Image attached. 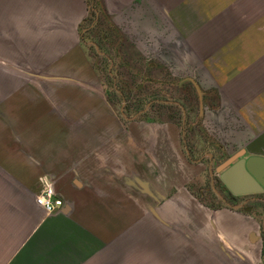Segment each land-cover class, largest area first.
I'll return each instance as SVG.
<instances>
[{
	"label": "crops",
	"instance_id": "obj_1",
	"mask_svg": "<svg viewBox=\"0 0 264 264\" xmlns=\"http://www.w3.org/2000/svg\"><path fill=\"white\" fill-rule=\"evenodd\" d=\"M94 7L112 61L101 51L97 63L90 59L87 28L96 13L88 0H0V73H7L0 78V264L232 260L218 254L228 212L190 194L199 170L175 156L165 135L124 129L96 73L107 64L135 72L160 63L179 78L190 72L213 89L207 139L220 152L264 155V0H94ZM155 169L156 182L148 178ZM41 175L63 200L52 214L35 201ZM138 176L165 198L153 203ZM142 215L150 223L140 224Z\"/></svg>",
	"mask_w": 264,
	"mask_h": 264
},
{
	"label": "flooded vegetation",
	"instance_id": "obj_2",
	"mask_svg": "<svg viewBox=\"0 0 264 264\" xmlns=\"http://www.w3.org/2000/svg\"><path fill=\"white\" fill-rule=\"evenodd\" d=\"M100 26L98 19L87 28V32L90 41L102 43L100 51L108 60L111 56L108 46L112 41H106V34L100 30ZM114 68L110 64L103 66L100 89L106 101L114 105L115 115L123 123L124 129L148 127L152 133L165 135V143L170 145L175 156L193 171L199 170L193 176L199 186L189 189L193 198L212 210L236 214L242 217L244 223L250 224L257 232L253 248L261 243L260 258L264 264V192L234 195L219 179L222 170L249 154L243 152L232 162L225 163L235 153L225 149L218 151L205 135L211 131L212 123L208 116L213 111L210 102L213 89L204 87L190 72L179 78L177 68L172 69L168 64L148 65L143 71L135 72L121 70L119 73L120 70ZM154 158L149 163L156 166L158 160L156 156ZM222 164L223 169L218 170ZM140 168H143V162ZM155 171V174L148 176L154 182L161 179ZM151 200L156 203L154 198ZM168 228L174 231L177 227L170 223Z\"/></svg>",
	"mask_w": 264,
	"mask_h": 264
},
{
	"label": "rangeland",
	"instance_id": "obj_3",
	"mask_svg": "<svg viewBox=\"0 0 264 264\" xmlns=\"http://www.w3.org/2000/svg\"><path fill=\"white\" fill-rule=\"evenodd\" d=\"M88 2H90V3L92 2L91 6L93 8L94 7V0H88ZM89 49H90L89 51L91 54L90 59L92 60V62L94 63L95 60L98 62L100 59V56L98 55V52H100V48H98V50H97L95 47V51L91 48H89ZM144 58H145V61H147L146 63L153 61L152 57L145 56V57H143V59ZM143 59H140V62ZM109 60L110 61L113 60L112 56H109L108 61ZM97 62H95V63H97ZM161 62H165V61H161ZM120 72L121 71H119V73ZM85 73H87L90 76H92L94 74L93 71H85ZM100 74H101V78H103L101 72H99V73L97 72L96 76L98 77ZM5 77H7V73H0L1 79H4ZM110 77L112 78L113 74H111ZM223 214H224V217H223L224 224H227L228 227L224 228V229H226V231L223 228H222V230L221 229L218 230L217 234H218L220 240L226 241V244H225L224 248H219L218 254H219V256L226 257L228 255V257H230V258L232 257V260L230 259L228 262L223 263V264H262L261 258H260L261 257V250H260V244L261 243H258L257 247L253 248L254 240H255V238H257V234H256L257 232L254 230V228L250 224L244 223L242 217H239L236 214H232L230 212L223 213ZM173 216L179 217L180 218L179 220H181L185 224L189 222L187 220L188 217H186V216L180 215L178 213H177V215H175V213H174ZM203 218L205 219V221H210V217L207 215L204 216ZM179 220H177V221L182 223ZM139 222H140V224L141 223H150V221L147 219L146 215H144V216L142 215V217L140 216ZM220 223H222V222H220ZM158 234L160 235V237H159L160 239L165 238L164 237V235L166 234L165 232H163V231L158 232ZM190 236L192 238H195L192 234H190ZM249 239H251L252 242H249L248 241ZM241 245L245 246V247H242ZM249 256L251 257V260H248V259H250V258H248ZM255 260H256V263L254 262ZM221 261H222V259H221ZM248 261H251L252 263L251 262L248 263Z\"/></svg>",
	"mask_w": 264,
	"mask_h": 264
},
{
	"label": "water",
	"instance_id": "obj_4",
	"mask_svg": "<svg viewBox=\"0 0 264 264\" xmlns=\"http://www.w3.org/2000/svg\"><path fill=\"white\" fill-rule=\"evenodd\" d=\"M93 9L96 13L94 23L98 20L99 13L94 7ZM91 44L98 50V45L95 41H91ZM241 154L243 152L235 153L225 163L232 162ZM223 167L224 164L220 165L218 170L223 169ZM219 179L223 182L225 188L234 195L264 192V155L249 154L238 158L221 171ZM137 185L142 192L150 194L157 202L165 198L156 186L145 177L138 176ZM154 212L158 217L157 212Z\"/></svg>",
	"mask_w": 264,
	"mask_h": 264
},
{
	"label": "built area",
	"instance_id": "obj_5",
	"mask_svg": "<svg viewBox=\"0 0 264 264\" xmlns=\"http://www.w3.org/2000/svg\"><path fill=\"white\" fill-rule=\"evenodd\" d=\"M40 191L36 195L35 201L48 214H52L59 209L63 200L55 191L54 184L47 175H41L38 179Z\"/></svg>",
	"mask_w": 264,
	"mask_h": 264
}]
</instances>
